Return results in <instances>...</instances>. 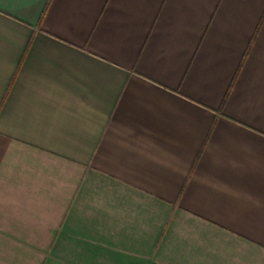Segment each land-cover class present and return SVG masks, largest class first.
<instances>
[{
  "label": "crops",
  "instance_id": "1",
  "mask_svg": "<svg viewBox=\"0 0 264 264\" xmlns=\"http://www.w3.org/2000/svg\"><path fill=\"white\" fill-rule=\"evenodd\" d=\"M0 264H264V0H0Z\"/></svg>",
  "mask_w": 264,
  "mask_h": 264
}]
</instances>
